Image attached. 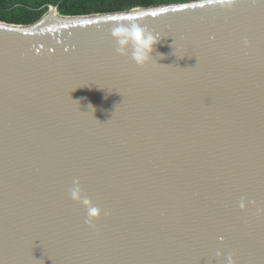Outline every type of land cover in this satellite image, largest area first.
Wrapping results in <instances>:
<instances>
[{"label": "water", "instance_id": "95a60500", "mask_svg": "<svg viewBox=\"0 0 264 264\" xmlns=\"http://www.w3.org/2000/svg\"><path fill=\"white\" fill-rule=\"evenodd\" d=\"M132 22L161 37L144 67ZM228 256L264 264V0L0 22V264Z\"/></svg>", "mask_w": 264, "mask_h": 264}, {"label": "trees", "instance_id": "16d2710c", "mask_svg": "<svg viewBox=\"0 0 264 264\" xmlns=\"http://www.w3.org/2000/svg\"><path fill=\"white\" fill-rule=\"evenodd\" d=\"M190 1L195 0H0V22L33 24L48 12L49 4L62 16H85Z\"/></svg>", "mask_w": 264, "mask_h": 264}, {"label": "clouds", "instance_id": "9594fccd", "mask_svg": "<svg viewBox=\"0 0 264 264\" xmlns=\"http://www.w3.org/2000/svg\"><path fill=\"white\" fill-rule=\"evenodd\" d=\"M237 3L238 0H205L207 6L224 11H231L236 7ZM111 36L116 43V52L119 55H130L132 62L138 67H144L154 60L153 52L161 38L135 22L114 28ZM69 196L73 201L80 203L84 207L87 223L91 224L92 221L99 218L100 209L83 193L79 180L73 181ZM240 206L241 208L244 207L243 202ZM217 255L219 256L220 253L218 252ZM227 264H234L231 256L227 257Z\"/></svg>", "mask_w": 264, "mask_h": 264}, {"label": "snow or ice", "instance_id": "6c2138e0", "mask_svg": "<svg viewBox=\"0 0 264 264\" xmlns=\"http://www.w3.org/2000/svg\"><path fill=\"white\" fill-rule=\"evenodd\" d=\"M200 7L203 8L204 5L202 4V5H200ZM151 15H152V16H156L157 14H156L155 12H153V13H151Z\"/></svg>", "mask_w": 264, "mask_h": 264}]
</instances>
